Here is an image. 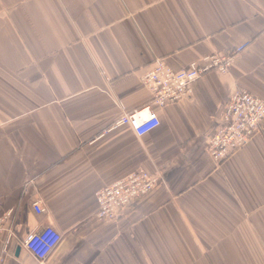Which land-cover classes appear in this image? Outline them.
Instances as JSON below:
<instances>
[{"label":"crops","instance_id":"obj_1","mask_svg":"<svg viewBox=\"0 0 264 264\" xmlns=\"http://www.w3.org/2000/svg\"><path fill=\"white\" fill-rule=\"evenodd\" d=\"M234 50L151 133L112 128L156 60ZM237 89L264 102V0H0V264H39L24 241L47 226L43 264H264V127L220 166L207 150ZM140 169L154 190L98 221L95 194Z\"/></svg>","mask_w":264,"mask_h":264},{"label":"built area","instance_id":"obj_2","mask_svg":"<svg viewBox=\"0 0 264 264\" xmlns=\"http://www.w3.org/2000/svg\"><path fill=\"white\" fill-rule=\"evenodd\" d=\"M237 53L234 50L226 55L212 54L204 57L201 64L191 63L183 71H174L163 60H156L152 70L142 78V84L151 96L150 102L142 108L123 113L112 128L128 127L137 137L151 133L159 126L154 107L163 108L182 101L189 96L192 84L211 71L228 74ZM218 119L219 125L211 132L207 148L215 166L229 160L260 133L264 127V102L246 90L237 89L221 109ZM160 180L161 176H153L140 169L102 188L95 194L97 220L102 223L116 221L135 201L148 196ZM32 208L36 214L44 213L38 200L32 203ZM9 217L10 214H7L5 218H0V236L6 231L4 222ZM7 237L11 238V235L8 233ZM59 239L57 231L47 226L39 233L28 235L24 247L39 264H43ZM6 253L5 245L0 262H3Z\"/></svg>","mask_w":264,"mask_h":264},{"label":"bare ground","instance_id":"obj_3","mask_svg":"<svg viewBox=\"0 0 264 264\" xmlns=\"http://www.w3.org/2000/svg\"><path fill=\"white\" fill-rule=\"evenodd\" d=\"M38 244H35V246H37Z\"/></svg>","mask_w":264,"mask_h":264}]
</instances>
